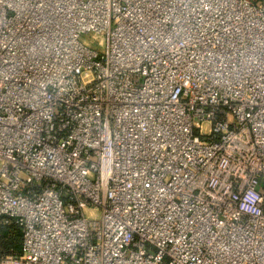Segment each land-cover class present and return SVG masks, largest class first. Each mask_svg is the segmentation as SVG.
<instances>
[{
    "label": "built area",
    "instance_id": "built-area-1",
    "mask_svg": "<svg viewBox=\"0 0 264 264\" xmlns=\"http://www.w3.org/2000/svg\"><path fill=\"white\" fill-rule=\"evenodd\" d=\"M11 223L0 264H264V0H0Z\"/></svg>",
    "mask_w": 264,
    "mask_h": 264
},
{
    "label": "trees",
    "instance_id": "trees-1",
    "mask_svg": "<svg viewBox=\"0 0 264 264\" xmlns=\"http://www.w3.org/2000/svg\"><path fill=\"white\" fill-rule=\"evenodd\" d=\"M1 248L4 254L15 253L22 256V230L15 224H5L0 228Z\"/></svg>",
    "mask_w": 264,
    "mask_h": 264
},
{
    "label": "rangeland",
    "instance_id": "rangeland-1",
    "mask_svg": "<svg viewBox=\"0 0 264 264\" xmlns=\"http://www.w3.org/2000/svg\"><path fill=\"white\" fill-rule=\"evenodd\" d=\"M82 40L87 45H91V44L95 43V44H98L99 48L105 47V37L102 35H97L94 33H88V34H84L82 36ZM18 257H20V256H18ZM18 257H17V259H10L9 264H17V262H15V260L19 261Z\"/></svg>",
    "mask_w": 264,
    "mask_h": 264
},
{
    "label": "crops",
    "instance_id": "crops-1",
    "mask_svg": "<svg viewBox=\"0 0 264 264\" xmlns=\"http://www.w3.org/2000/svg\"><path fill=\"white\" fill-rule=\"evenodd\" d=\"M252 1H254V2H260V1H262V0H252Z\"/></svg>",
    "mask_w": 264,
    "mask_h": 264
}]
</instances>
